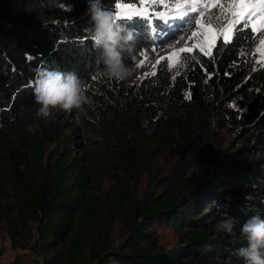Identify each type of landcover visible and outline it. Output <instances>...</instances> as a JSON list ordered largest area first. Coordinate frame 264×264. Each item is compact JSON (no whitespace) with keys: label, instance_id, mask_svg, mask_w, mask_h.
<instances>
[{"label":"trees","instance_id":"trees-1","mask_svg":"<svg viewBox=\"0 0 264 264\" xmlns=\"http://www.w3.org/2000/svg\"><path fill=\"white\" fill-rule=\"evenodd\" d=\"M224 3L206 14L214 27L230 14ZM87 8L88 0H0V229L40 264H243L240 226L229 236L215 225L223 213L264 218V26L253 32L241 21L210 53L180 54L174 72L164 64L118 81L100 74ZM119 23L133 36L132 56L123 54L131 67L156 23L135 15ZM41 67L82 80L83 111L36 117L30 81ZM72 126L91 149L64 132ZM157 162L175 163L157 177ZM158 226L177 231L171 246L154 241Z\"/></svg>","mask_w":264,"mask_h":264},{"label":"rangeland","instance_id":"rangeland-1","mask_svg":"<svg viewBox=\"0 0 264 264\" xmlns=\"http://www.w3.org/2000/svg\"><path fill=\"white\" fill-rule=\"evenodd\" d=\"M224 1V0H223ZM180 0H149L141 6H135L137 9L143 7L147 11L142 14H130L122 12L116 8L113 9L115 18L119 21L121 18L130 16L142 17L147 21H154L156 26L150 24L149 30L153 40V44L148 46V50L139 55L131 65V72L128 76L129 81L138 80L140 77L151 74L158 66H165L171 71L176 70L178 57L180 54L185 53L181 51L185 48L197 49L201 52L199 47H194L203 41V35L193 36V33H202L203 28L197 26V20L204 26H211L216 30L219 38L223 39L222 33L229 28L233 27L232 21L236 19L231 14L229 7L230 0H225L227 4L226 9H230V14L227 21L221 27H214L210 23V16H206L212 6H216L219 2L216 0L209 3V0H197L195 4H185L184 8L176 11L175 6ZM209 3V4H208ZM254 7L249 10V14L245 16L244 20L248 24L255 22L256 28L264 25V5L259 3V0H254ZM195 9L194 11L192 9ZM204 52V51H202ZM65 133L74 137L73 142L80 144L81 147L91 149L92 140L85 137L83 132L77 128H66ZM88 140H90L88 142ZM228 142L223 140L217 152L227 147ZM168 160V157H166ZM169 161V160H168ZM175 162H157L155 167L158 168L159 174L157 177L165 176L166 168L174 165ZM160 175V176H159ZM149 176L143 177L136 186V196H140V191L145 189ZM108 182H104L103 186H107ZM153 188L156 189L155 186ZM111 238L113 244L116 245L122 239L123 228L119 222H114L110 228ZM154 241L167 248L171 246L178 238V233L173 227L158 226L154 228ZM0 264H40V258L37 254L29 249L15 248L10 245L7 234L0 229ZM104 264H121L114 259L108 258Z\"/></svg>","mask_w":264,"mask_h":264},{"label":"clouds","instance_id":"clouds-1","mask_svg":"<svg viewBox=\"0 0 264 264\" xmlns=\"http://www.w3.org/2000/svg\"><path fill=\"white\" fill-rule=\"evenodd\" d=\"M87 13L91 25L87 29L89 39L101 53L103 69L100 74L110 80H126L131 68L124 64L123 54L126 52L128 56H132V34H124V27L113 12L105 8L102 0H88ZM30 87L37 105V118L51 117L54 109L65 113L83 111V106L89 103L82 80L74 72L41 67L30 81ZM237 225L240 226L239 234L246 246L237 249L236 255L243 264H264V218L256 214L241 223L237 217L223 213L215 228L218 232L235 236Z\"/></svg>","mask_w":264,"mask_h":264},{"label":"snow or ice","instance_id":"snow-or-ice-1","mask_svg":"<svg viewBox=\"0 0 264 264\" xmlns=\"http://www.w3.org/2000/svg\"><path fill=\"white\" fill-rule=\"evenodd\" d=\"M148 2L149 0H141L142 4L148 3ZM216 2H219V0H216ZM195 3H197V0H180V2L177 3L175 8H176V11H179L184 8L185 4H195ZM259 3L264 5V0H259ZM254 6H255L254 0H230L229 7L231 9V14L236 17V19L233 20L232 23L236 24V23L243 21L245 16L249 14V10L252 9ZM116 8L122 12H127L130 14H137V15L142 14L147 11V9L143 7L137 9L135 5L130 4V3L128 4L117 3ZM192 10L194 11L195 9L193 8ZM197 26L200 28H203V32L193 33V36L203 35V41L198 45H194V47H199L201 51L205 52V54L210 53L213 47L216 45V41L218 39L217 32L211 26L202 25L199 20H197ZM247 26L249 25L246 24L245 27ZM250 26L252 27L253 32L257 30L255 22H250ZM232 31L233 29L229 28L222 33V36L225 42L228 41L230 33ZM260 45L264 46V39L260 40ZM181 51L191 52L192 49L185 48V49H182Z\"/></svg>","mask_w":264,"mask_h":264}]
</instances>
